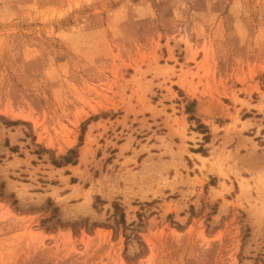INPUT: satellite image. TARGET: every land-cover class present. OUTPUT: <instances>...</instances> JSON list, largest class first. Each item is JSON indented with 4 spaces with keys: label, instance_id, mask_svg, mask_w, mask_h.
Here are the masks:
<instances>
[{
    "label": "rangeland",
    "instance_id": "rangeland-1",
    "mask_svg": "<svg viewBox=\"0 0 264 264\" xmlns=\"http://www.w3.org/2000/svg\"><path fill=\"white\" fill-rule=\"evenodd\" d=\"M0 264H264V0H0Z\"/></svg>",
    "mask_w": 264,
    "mask_h": 264
},
{
    "label": "trees",
    "instance_id": "trees-1",
    "mask_svg": "<svg viewBox=\"0 0 264 264\" xmlns=\"http://www.w3.org/2000/svg\"><path fill=\"white\" fill-rule=\"evenodd\" d=\"M71 153H72V152H71ZM64 161H66V162H69V160H68V159H66V158L64 159Z\"/></svg>",
    "mask_w": 264,
    "mask_h": 264
}]
</instances>
